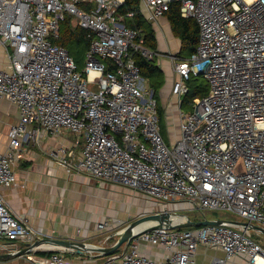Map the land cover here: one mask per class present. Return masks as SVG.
<instances>
[{
	"label": "built area",
	"instance_id": "1",
	"mask_svg": "<svg viewBox=\"0 0 264 264\" xmlns=\"http://www.w3.org/2000/svg\"><path fill=\"white\" fill-rule=\"evenodd\" d=\"M124 1L0 0V44L9 60L0 70V101L9 100L20 113L9 131V148L0 152V187L17 183L14 166L24 142L39 144L44 135L67 131L75 135L73 144L50 155L68 172L85 171L137 191L162 210H224L264 228V0H142L152 20L181 1L182 16L199 26L190 57L169 55L179 134L168 139L154 90L131 49L149 59L153 53L141 31L123 22ZM66 17L91 35L82 68L56 42ZM195 75L207 79L209 91L187 112L181 105ZM250 231L229 223L156 228L136 235L126 250L101 264H196L199 245L224 252L212 264H229L240 255L259 264L264 247ZM2 239L27 243L42 235L0 196ZM142 241L163 246L168 255L143 254ZM34 262L67 264L59 252Z\"/></svg>",
	"mask_w": 264,
	"mask_h": 264
},
{
	"label": "crops",
	"instance_id": "2",
	"mask_svg": "<svg viewBox=\"0 0 264 264\" xmlns=\"http://www.w3.org/2000/svg\"><path fill=\"white\" fill-rule=\"evenodd\" d=\"M141 9L156 31L159 55H172V52L177 54L181 42L174 36L167 16L163 15L156 20L149 19V11L143 1ZM174 39L179 41V46ZM171 43L174 51L171 50ZM8 63L6 48L0 44V70L6 68ZM175 77L176 75L174 79ZM169 81L171 82V78L167 79L166 84ZM166 97L162 101L169 103L168 108H173V96ZM19 116L15 104L5 98L0 101V152L9 148V131L12 123H17ZM171 117V115L166 117L168 118L167 139L168 134L173 132L170 131L173 125L169 122ZM40 140L39 144L31 141L22 144L20 156L14 166L17 183L11 187H0L3 201L15 215L23 218L30 227L38 231L42 239L62 238L102 246L113 244L118 237L115 233L133 218L122 220L114 216V205L117 196H120L115 184L95 179L85 171L68 172L64 166L54 160L50 152L61 146H71L75 140L73 133L60 131L56 135H44ZM139 194L142 201L137 200V214H141L149 207L145 202L156 204L152 199L149 198L153 202L147 200L148 197L145 195ZM125 198L126 200L121 202H125L126 206L134 201L130 196L126 195ZM155 207L158 209L151 211L158 212L163 209L158 205H153L152 208ZM171 207L177 206L171 205L168 207L169 210ZM103 221H107L108 226L100 229L98 224ZM110 235L113 237L109 238ZM24 248L23 240H0V255L11 254L9 257L0 258V264H37L34 259L50 256L55 252L61 253L67 264H101L107 257L96 252H85L63 246H53L50 249L35 248L31 252L20 253ZM140 248L143 254L153 258H163L168 255L163 246L152 245L146 241L141 242ZM122 249L124 248L121 247L119 251H123ZM223 255L224 252L219 248L199 245L196 264H212L215 257Z\"/></svg>",
	"mask_w": 264,
	"mask_h": 264
},
{
	"label": "trees",
	"instance_id": "3",
	"mask_svg": "<svg viewBox=\"0 0 264 264\" xmlns=\"http://www.w3.org/2000/svg\"><path fill=\"white\" fill-rule=\"evenodd\" d=\"M141 3L142 0H125L119 7V13L123 15V22L127 26L141 31L143 45L153 53V56L149 59L142 56L139 51L131 49V55L140 67L142 76L148 79L150 86L154 90L163 135L167 138L166 112L161 98V90L165 82L162 79L163 69L158 62V54L160 52L158 50V39L152 23L142 12ZM83 6L89 8L86 5ZM129 13H133V16H128ZM164 15L167 16L171 23L174 36L181 42L180 51L176 54L177 58L185 59L190 57L196 51L199 41V26L197 21L193 18L182 16L181 1L171 2L169 9ZM90 41V32L87 29L73 25L70 17H66L61 22L60 35L56 42L69 51L79 68H82L85 64V62L83 65L81 64V54L87 52ZM188 86L189 91L183 96L181 105V108L187 112L191 111L195 98L203 97L209 91L208 81L202 75L192 76L188 80ZM194 220L202 219L195 218ZM41 253L46 254L47 252Z\"/></svg>",
	"mask_w": 264,
	"mask_h": 264
},
{
	"label": "rangeland",
	"instance_id": "4",
	"mask_svg": "<svg viewBox=\"0 0 264 264\" xmlns=\"http://www.w3.org/2000/svg\"><path fill=\"white\" fill-rule=\"evenodd\" d=\"M174 42L176 44L178 43V46H179V41L177 39H174ZM173 49L174 48L172 47V43H171V50L174 51ZM172 54L174 55L175 53L172 52ZM81 56H82L81 64L83 65L85 60H86V52L82 53ZM158 62L163 69L162 79L165 82L163 85V88L165 90L163 89L161 91L162 92L161 96H162V99H165L166 95H167V97L169 95L173 96L172 91H171L172 85H170V83L171 84L173 83V79H174V75H175L174 74L173 59L169 55H162V54L159 55L158 54ZM168 78H171V82L169 81L166 84V81ZM147 84L150 85V82H147ZM208 85H209V82H208ZM176 101H177L176 97L173 96V108L172 107L168 108L169 103H167L166 101L163 102L164 107H165L166 117H167V115L172 116L170 118L169 122L171 124H173L170 127V131H173L172 132L173 135H175L176 133L179 134V116H178L179 107H178V104ZM166 120L168 121V118H166ZM12 125H13V123H12ZM114 186L117 190H119L118 193L120 194L119 197L117 196V200H116L117 202H115V205H114L115 213H116V214L114 213V216H117V218H122V220H127L128 217H133L131 219V221H132V220L137 219L143 215L155 213L156 211H151V210L158 209V207L152 208L153 205L157 206V204H154V203L149 204L148 202H145V205L146 206L148 205L149 207L146 210H144L143 212H141V214H139V213L137 214V206H138L137 200L140 201V199H141V201H142V198H140L141 197L140 194L137 193V191H133L131 189L125 188L121 185H114ZM126 195L130 196V198H132L134 200L133 203L131 202L127 206L124 204L125 202L124 203L121 202V200H124V199L126 200V198H125ZM136 196H138V198H136ZM147 200H149V197L147 198ZM149 201L153 202L152 200H149ZM170 210L173 213L178 212L181 214L188 215L192 220H194L195 218L204 219L205 217H207L209 219L219 218V219L238 220V221L243 220V218H240L236 214H233V213H230V212H227L224 210L213 211V210L207 209L205 211H200V210H198L196 208H192V207H184V208L171 207ZM250 232H251L253 238L260 245H262L264 247V234L259 233V232L254 231V230H251ZM229 264H251V263L249 262L248 257H246L244 255H240V256H237Z\"/></svg>",
	"mask_w": 264,
	"mask_h": 264
},
{
	"label": "water",
	"instance_id": "5",
	"mask_svg": "<svg viewBox=\"0 0 264 264\" xmlns=\"http://www.w3.org/2000/svg\"><path fill=\"white\" fill-rule=\"evenodd\" d=\"M173 215L183 216L185 217L186 221L172 223L171 217ZM222 223H229L237 226H242L244 229L260 231L261 233L264 234V228L262 226L249 221L228 220V219H219V218L216 219L204 218L202 220H192L188 215L181 214L178 212L173 213L170 210H162L155 213L143 215L129 222L122 229H120L115 233V236L118 237L111 245H107V246L93 245L78 240H69L62 238H43L35 242L25 243V248L22 251H20V253L31 252L36 248V246L40 242H45V243H50L52 246H63L85 252H91V253L96 252L103 256H108L118 251L121 247H123L124 250H126L132 238L145 231H150L156 228H178V227L188 228V227H198L208 224H222ZM111 237H113V235H110L109 238ZM9 256H11V254L0 255V258L9 257Z\"/></svg>",
	"mask_w": 264,
	"mask_h": 264
},
{
	"label": "bare ground",
	"instance_id": "6",
	"mask_svg": "<svg viewBox=\"0 0 264 264\" xmlns=\"http://www.w3.org/2000/svg\"><path fill=\"white\" fill-rule=\"evenodd\" d=\"M171 221H172V223L183 222V221H185V217L179 216V215H173L171 217ZM258 262H259V264H264V259L260 258L258 260Z\"/></svg>",
	"mask_w": 264,
	"mask_h": 264
}]
</instances>
